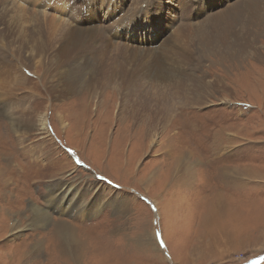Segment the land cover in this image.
Listing matches in <instances>:
<instances>
[{"label": "rangeland", "instance_id": "rangeland-1", "mask_svg": "<svg viewBox=\"0 0 264 264\" xmlns=\"http://www.w3.org/2000/svg\"><path fill=\"white\" fill-rule=\"evenodd\" d=\"M25 1L0 0V10L8 19L14 3L49 20L61 3ZM81 1H63L72 22L86 17ZM97 1L106 6L104 17L107 8L121 11L112 24L97 20V39L87 46H130L132 35L125 42L116 27L141 32L144 40L170 38L173 51L196 56L188 72L211 81L209 88L192 107L174 105L167 129L147 133L133 114H117L127 83L110 85L111 72L93 78L83 65L52 69L50 55L31 59L36 50L0 24V264H264V0ZM146 10L157 16L155 23L148 14L144 24L137 18ZM19 21L28 31L27 18ZM196 35L208 36L203 50ZM144 40L135 47L145 49ZM65 80L81 89L56 95L54 86ZM96 84L99 102L84 106ZM9 113L29 119L20 133ZM49 188H57L59 201L62 190L66 202L76 197L69 215L46 210ZM34 206L51 218L46 228H28ZM16 222L22 229H12ZM61 222L72 226L76 250L67 243L55 247L53 228Z\"/></svg>", "mask_w": 264, "mask_h": 264}, {"label": "bare ground", "instance_id": "bare-ground-1", "mask_svg": "<svg viewBox=\"0 0 264 264\" xmlns=\"http://www.w3.org/2000/svg\"><path fill=\"white\" fill-rule=\"evenodd\" d=\"M63 1L59 3L56 7L58 14L52 15L49 20L46 19V17L48 16L44 13L36 12V10H34L35 11L34 12L31 10L29 14H27L26 8H23L21 6L18 7L14 6L13 3L10 9L13 14L8 19L4 17L3 11L0 10V24L4 23V27H5L3 33L8 35L18 34L20 36H23L24 38L23 42L26 48L30 46L29 48L31 49V51L36 50L33 57L30 56L31 59L35 58L37 55H39L41 58L44 56L49 58L48 55H50V60H47V63L50 64L51 68L53 65H55L56 67H70L73 64L79 66L83 65L85 66V68L88 69L89 73L91 71H94L93 75L91 74L93 78H95L98 75L101 77L100 71L111 72L109 74L110 85L125 86V84L127 83L130 86V89L128 90V92L125 93L126 95L123 97L122 101L120 102L118 107L119 111L117 112V114L120 115L121 117H126V116L128 117V114H133V117L136 118V120L141 124V126L145 127L146 129L145 132L147 133L150 132L151 130L157 131L164 126H166L167 129L168 127L167 125L172 119L171 109L174 107V105L179 107L188 105L192 107V105L197 104L203 100L202 94L205 93V90L210 85L211 81L207 82L202 77H200L198 80H195L194 76L189 74L188 72L189 66H194V64L192 65L190 61L194 60L195 64L197 65L196 56L194 54L184 52L183 50L173 51L169 47L172 44L170 38L167 37L162 38L160 35L154 37L152 34L150 37L145 39V41L147 42L145 49L143 48L140 49V47H135L134 43L126 47L124 44L123 46H120L122 44H119V46H117V44L112 46L109 43H106L105 41H103L104 48L103 47L100 48L99 46H95V47L87 46L89 41L93 39L94 41H96L97 39L95 38V35H97L98 32L94 29L95 25L88 24L87 19H84L79 23L69 22L73 17L71 18V15H69L68 11H64L66 10L64 9L65 5L67 6V8L68 5L65 4ZM82 1H83V3H81V9L83 12L82 14H84L85 16L92 17V13H93L92 7L90 8L87 7V3H86L87 0H82ZM109 1L110 0H102V2H106L108 5L110 4L112 5V3ZM43 5H45V3ZM155 7H156L155 5L152 6L153 8L152 10H154ZM148 12L151 13V11ZM7 15L9 14L7 13ZM22 16H25L29 21L28 31L27 29L25 31L20 27V24L22 22L19 21V19ZM134 26L136 27L137 25ZM101 33L102 31L100 30V35ZM136 33H137L136 30L124 32V34H128V35L131 34L132 37H135ZM195 37L197 38V40L200 41L199 43L200 45H202L200 48L201 50H203L204 49L203 46L205 45L204 42L209 43L207 40L208 36L207 37L204 36L202 39H199L202 36L196 35ZM142 39L144 40V38ZM193 41H195V39H193ZM130 42H134V40L130 39ZM1 47H3V44H1ZM110 47L113 48L110 50H106V48H110ZM97 50H101V52L96 56ZM202 53L203 52H201V54ZM126 54L127 56L124 57V55ZM94 55L95 58L93 59ZM230 56L232 55L230 54ZM202 59L203 58L201 55V57H199L200 63L202 62ZM93 66L96 69H94ZM104 66L107 68H105ZM58 76L55 73L53 75V77H58ZM139 79H141L143 83L146 85L147 88L146 93L142 92L143 87L140 85L141 82H139ZM191 79L195 80L196 83H192L190 81ZM98 83H99L98 85H102V80H100ZM73 84L74 83H72L71 81L65 80L64 82H62L61 85L59 83V85L54 86V92L56 93V95L59 96L61 95L67 96L72 92H76L78 88L81 86V83H78L75 86H73ZM96 85L93 88L89 87V89L91 90V93H89V95L93 96V98H87L88 100L86 101V104H84V106H87V104H90L92 102L96 104L99 102L98 100L95 99L98 96V90L100 89L99 86ZM199 85H202V88H198ZM133 88L137 89L138 92L134 93ZM132 95L137 97H144V101L139 102L136 99H132L131 98ZM145 100H147L148 102H145ZM12 103L14 102H11V104ZM7 105L8 104L4 106L5 113H8L9 107H6ZM176 108L177 107H175L174 109ZM38 117H40L39 125L41 127V130H44L45 128L44 125L46 124L47 119L43 114H41V116ZM25 118H26L25 113H19V114L9 113L10 124L11 127H13V129L16 131V134L24 130L23 127L26 125V123H29V119H27L26 121L24 120ZM64 124L65 123L63 122L62 125L64 126ZM16 136L18 137V135ZM176 161L178 162V159H176L175 162ZM181 161L184 163L182 158ZM177 170L180 169L175 164V167H173V173L176 172ZM187 171H188V167H187ZM185 176L188 177V173L185 174ZM61 183H62L61 181L59 184L58 182H55L53 185H60ZM57 188H53V189L49 188L50 191L47 196L49 197L48 202L52 205H55V207L59 209L61 212L65 211L66 209L68 210V208L74 209L75 207H70V205L73 206L72 203L74 202V198L76 197L66 202L65 194H63V190H62V197L61 200L59 201L55 197L56 196L55 190ZM74 189L73 187L69 189L67 187L66 188L67 194L73 196ZM29 211L31 212V217H29V224H27L28 228L35 227V228L43 229L46 228L51 223L50 220L51 218L44 210H42V208H39L38 206H34L33 208L31 207ZM12 226H13L12 229H14L15 231L22 229L21 226L18 227L17 222L15 224H12ZM71 228L72 226H70L66 222H61L54 225L53 230L55 229V231L53 232V234L55 236L54 235L52 236L55 237V243H54L55 247L62 248L61 246H64V243H67V245L68 244L73 245L76 250L78 241L75 240V237L73 236L74 234L71 235L72 233ZM56 236L58 237V239L56 238ZM72 252L75 251L73 250Z\"/></svg>", "mask_w": 264, "mask_h": 264}, {"label": "crops", "instance_id": "crops-1", "mask_svg": "<svg viewBox=\"0 0 264 264\" xmlns=\"http://www.w3.org/2000/svg\"><path fill=\"white\" fill-rule=\"evenodd\" d=\"M184 177V176H183ZM186 177V176H185Z\"/></svg>", "mask_w": 264, "mask_h": 264}]
</instances>
